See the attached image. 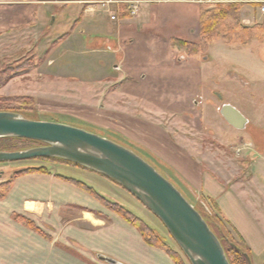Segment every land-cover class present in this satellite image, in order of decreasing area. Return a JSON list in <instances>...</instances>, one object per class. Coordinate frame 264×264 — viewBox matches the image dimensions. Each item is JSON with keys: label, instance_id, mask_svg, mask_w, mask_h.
I'll return each instance as SVG.
<instances>
[{"label": "rangeland", "instance_id": "1", "mask_svg": "<svg viewBox=\"0 0 264 264\" xmlns=\"http://www.w3.org/2000/svg\"><path fill=\"white\" fill-rule=\"evenodd\" d=\"M96 1L67 6L54 1L33 3L23 5L15 16L0 9V81L10 77L0 87V97H31L33 103L22 100L20 105L25 117L82 128L133 150L168 178L219 234L235 236L215 196L202 189V179L204 172L216 169L217 154L238 160L239 177L247 178L248 161L239 157L240 148L253 139L263 145L262 122L244 130L234 128L221 116L220 107L229 102L246 116L257 113L261 121L264 118V107L256 103L252 108L249 101L254 90L264 98V87H249L244 80L252 76L250 71L237 65L248 59V53L239 50L244 47L252 49L257 57L254 63L262 65L264 34L255 30L258 36L245 45L214 36L205 50L190 54L169 37L201 40L198 3L148 0L137 18L127 12L122 16L113 6L90 4ZM4 3L21 4L18 0ZM241 10L243 25L264 23L263 15L253 18ZM154 12L157 21L153 27L143 26L142 37L128 31V25L146 23ZM113 14L116 20L110 18ZM247 18L250 22H244ZM31 19L34 26L17 27ZM45 162L63 163L40 158L1 162L0 182L10 179L14 171L46 169ZM69 168L88 170L72 164ZM108 182L111 188L99 191L106 201L142 219L191 264L160 218L121 185Z\"/></svg>", "mask_w": 264, "mask_h": 264}, {"label": "crops", "instance_id": "2", "mask_svg": "<svg viewBox=\"0 0 264 264\" xmlns=\"http://www.w3.org/2000/svg\"><path fill=\"white\" fill-rule=\"evenodd\" d=\"M4 1L0 0V9H7L8 13L15 16L22 12L23 5L54 1L67 6L70 3L83 4L87 0H31L21 4H5ZM241 11L253 18L263 15L250 5H245ZM197 16L200 22V6ZM154 18L155 12L146 23H136L137 26L132 28L131 24L128 25V31L136 33V37H142L143 26L147 24L146 27H153L157 21ZM25 21L19 22L17 27L24 28L25 25L27 28L36 24L33 19ZM245 21L250 22V19ZM140 23L142 29L138 25ZM135 27L141 31L137 33L133 30ZM157 31L155 26V35ZM38 35L45 37L40 33ZM173 38L188 40L185 36L171 35L169 41ZM239 50L246 51L248 59L238 61V69L248 70V74L252 75L248 80H242L249 87H264V60L261 59L262 65L259 67L254 63L253 59L257 57L252 49L244 47ZM263 56L264 53V59ZM257 92L254 90L252 95L249 94L252 108H255L256 103L264 107V98L259 96L262 93ZM251 97H254L253 101ZM232 105L241 111L238 106ZM251 116H246L249 122L245 129L252 123L259 125L262 122L264 126V118L261 121L259 114ZM260 138L263 139V145L259 146L260 143L254 139L247 142L244 140L245 144L240 148L239 157L248 161L247 178L239 177L242 167L238 160L217 154V164L214 163L216 169L204 172L202 179V189L215 196L225 218L250 247L253 264H264V131ZM244 150L249 151L247 155L242 154ZM207 159L209 161L210 157ZM44 165L47 167L46 172L15 175L14 171L10 174L8 180L12 181V185L0 197V264H112L104 260V257L120 264H176L165 250L147 244L135 226L109 209L89 190L94 189L99 194V191L111 188L108 182L111 180L89 169L84 172L71 170L70 164L45 162ZM17 216L32 220L38 229L23 223Z\"/></svg>", "mask_w": 264, "mask_h": 264}, {"label": "water", "instance_id": "3", "mask_svg": "<svg viewBox=\"0 0 264 264\" xmlns=\"http://www.w3.org/2000/svg\"><path fill=\"white\" fill-rule=\"evenodd\" d=\"M220 114L244 130L248 118L224 103ZM0 137L43 143L22 150H0V163L59 158L109 178L135 196L165 224L191 264H231L225 249L197 208L153 165L133 150L96 133L64 123L35 120L18 112L0 111ZM112 264L117 261L105 258ZM249 264H252L249 259Z\"/></svg>", "mask_w": 264, "mask_h": 264}, {"label": "trees", "instance_id": "4", "mask_svg": "<svg viewBox=\"0 0 264 264\" xmlns=\"http://www.w3.org/2000/svg\"><path fill=\"white\" fill-rule=\"evenodd\" d=\"M243 6L244 5L241 3H229V4L216 5L213 7L201 5L200 6V33L202 35L201 40L196 43L187 40H181L178 38H173V42L175 44H179V46H181L182 48H185L190 54H196L198 52L205 50L208 47V45L211 44L212 41L214 40V36L222 37L228 43L231 44L235 43V44L245 45L247 42H249V40L258 36L256 35V33L254 34L255 30H259L261 33L264 34V23L261 24L260 26L255 25L252 27L243 25L240 19V10L241 8H243ZM121 15L126 16L127 14L123 12L121 13ZM9 78L10 77L8 76L3 78L0 81V87L5 85ZM22 100L28 101L30 104L31 102L32 103L34 102L33 98L27 96H1L0 111L18 112L24 115L23 108L20 106L23 103ZM29 143H31L32 145ZM35 145H43V143L37 140L18 138V137H0V150L15 151V150L31 148ZM40 159L60 161L63 163H68L84 168L75 163L59 158H40ZM33 171L46 172L47 170L44 168H27L16 172L15 175H19L27 172H33ZM11 185H12L11 180L0 183V197H3L7 193ZM81 185L84 188L85 187L87 188V186L83 184ZM89 190L95 193V191H93L91 188ZM99 198L111 210L118 213L123 218H125L129 223L135 226L139 230L144 241L147 244L165 250L171 256V258L176 262V264H186L184 260L180 257L179 253L176 252V250L172 249L170 246H168L160 238V236L156 233V231L150 226H148L142 219L136 217L135 215L128 212L121 206H116L115 204L106 201L102 197ZM201 214L204 217V219L207 221L211 229L220 239L231 264H249L248 258L251 259L253 264L252 252L250 247L247 245L244 238L240 235L238 230L233 226V224L230 221L227 220V223L230 225L233 232L235 233V236H233L234 238L231 237L230 234L228 235L219 234L218 231L210 223L209 219L203 213ZM17 219L27 224L28 226L38 229L35 223L26 217L17 216Z\"/></svg>", "mask_w": 264, "mask_h": 264}, {"label": "built area", "instance_id": "5", "mask_svg": "<svg viewBox=\"0 0 264 264\" xmlns=\"http://www.w3.org/2000/svg\"><path fill=\"white\" fill-rule=\"evenodd\" d=\"M148 0H97L96 2H91L90 4H102L107 6L116 7L118 12H127L131 16H137L140 11V7L143 3ZM191 2L198 3L201 5H206L213 7L216 5L229 4V3H241L244 6L250 5L258 9L264 15V0H190ZM20 3L29 2V0H18ZM243 6V7H244ZM93 7V6H92ZM111 19L116 20L117 16L112 15Z\"/></svg>", "mask_w": 264, "mask_h": 264}]
</instances>
